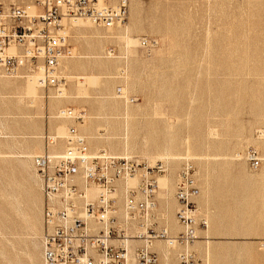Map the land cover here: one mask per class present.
Returning <instances> with one entry per match:
<instances>
[{
	"label": "rangeland",
	"instance_id": "374dc122",
	"mask_svg": "<svg viewBox=\"0 0 264 264\" xmlns=\"http://www.w3.org/2000/svg\"><path fill=\"white\" fill-rule=\"evenodd\" d=\"M118 1L98 4L115 7ZM79 26L86 30L65 23L71 53L59 62L61 91L76 99L57 103L55 89L44 91L34 77L33 83L0 70V79L13 81L0 83L6 94L0 97V264H44L43 196L32 157L48 152L49 135L63 136L73 125L54 117L69 108L84 112L74 125L91 152L167 165L157 179L155 218L161 226H179L172 234L182 231L175 219L176 174L185 159L193 162L198 217L207 223L190 246L196 264H264V0H127L122 24ZM108 29L112 38L91 33ZM144 37L156 44L142 45ZM29 81L33 91L19 99L16 93ZM55 120L64 123L52 128ZM87 136L111 137L113 144L126 138L128 144L92 150ZM55 142L61 151L63 139ZM247 148L261 157L256 169L240 157ZM156 242L161 264H178L181 245L167 249Z\"/></svg>",
	"mask_w": 264,
	"mask_h": 264
},
{
	"label": "built area",
	"instance_id": "2783aa9c",
	"mask_svg": "<svg viewBox=\"0 0 264 264\" xmlns=\"http://www.w3.org/2000/svg\"><path fill=\"white\" fill-rule=\"evenodd\" d=\"M127 17V0L115 7L99 6L97 0H31L24 5L0 4V70L6 75L36 76L37 86L58 91L65 85L59 62L68 50L65 23L88 21L111 27ZM144 46L156 40L142 38ZM61 118L73 125L63 138L64 148L55 154L44 152L32 157L43 196L41 252L44 264H158L155 240L181 245L178 264H196L190 248L197 228L206 227L198 217L195 199L199 195L196 169L185 159L176 174L173 195L175 218L182 231L172 234L155 218L158 177L166 164H147L131 156H116L106 151L91 152L85 137L74 123L84 112L64 110ZM47 141V136H46ZM240 157L251 169L261 164L254 148ZM137 177L125 186L124 196H116L120 183ZM95 189L91 198L89 190ZM133 225L145 229L131 243L127 231Z\"/></svg>",
	"mask_w": 264,
	"mask_h": 264
},
{
	"label": "bare ground",
	"instance_id": "6f19581e",
	"mask_svg": "<svg viewBox=\"0 0 264 264\" xmlns=\"http://www.w3.org/2000/svg\"><path fill=\"white\" fill-rule=\"evenodd\" d=\"M98 3H101L100 2V0H98ZM99 5V4H98ZM100 6V5H99ZM71 24H72V26L73 27H75L76 28V32H81V31H84V30H86V28L85 27H83V26H79V24H80V21H72L71 22ZM76 24V25H75ZM65 30V29H64ZM91 33H93L97 38H100V39H102V38H112L113 37V32H110V29H108V30H105V31H101V30H92V32ZM124 38H126V36L124 37ZM131 40V39H130ZM126 43H128V41L126 40ZM71 53V51L68 49L67 50V53H66V55H64V56H67V55H69ZM63 56V57H64ZM96 57H93V61H96V62H98V60L97 59H95ZM87 59V58H86ZM89 61V60H88ZM98 63H101V65L103 64V65H105V63L104 62H101V61H99ZM62 69H68L69 68V64L68 63H63L62 64ZM91 68V67H90ZM2 77V76H1ZM30 77H34L35 78V85L37 86V83H36V76H30ZM76 78H82L81 76H75ZM2 82H13V81H11V80H8V79H0V83H2ZM62 89V88H61ZM61 89H59L57 92L58 93H56V94H58V96H57V103H59V102H61L63 99H76L77 97H78V95L76 94V93H73L72 91H68V92H62L61 91ZM23 90H24V92L22 93V92H17L16 94L18 95L17 97L19 98V99H21L22 97H23V95L25 94V95H28L29 94V90L27 89V88H23ZM6 94L5 93H3V92H1L0 91V97H2V98H4V96H5ZM127 100H128V98H127ZM70 109V108H69ZM64 110H66V109H60L58 112H57V115L56 116H54L55 118H58V117H63L62 116V113H63V111ZM73 113H75L73 110H71ZM127 114V113H126ZM62 123H64V121H61V120H55V121H53L52 123H51V127L52 128H60L61 127V125H62ZM64 126V125H63ZM84 126V125H83ZM87 129H89V127L88 126H86L85 128H84V131H86ZM212 133V132H211ZM210 133V134H211ZM66 134H67V131H65V133H64V135L63 136H60V135H49V139H50V143H51V146H49V148L47 149L48 150V153H50V154H55V153H58V150H59V148H60V145H56V142H55V139L56 138H64L65 136H66ZM85 137V136H84ZM264 137V136H263ZM87 138H88V143L90 144V146H91V148H92V150H97L98 149V147L99 146H103L104 144H107L109 147H113V145L114 144H116V143H121L122 145H123V147H125V146H127V140H126V138H124V137H122V138H124V140H122V141H116V143H112V138L111 137H103V138H92V137H88L87 136ZM103 141V142H100V141ZM120 140V139H119ZM185 140H187V138L185 139ZM111 141V143H109ZM60 142V141H59ZM186 143V146L188 147V143L187 142H185ZM131 145V144H130ZM46 148V147H45ZM45 148H44V150H45ZM131 148V147H130ZM167 150V149H166ZM165 151V150H164ZM168 151V150H167ZM166 152V151H165ZM187 154V153H186ZM38 155V154H37ZM166 154H164V156L163 157H167V156H165ZM236 155V154H235ZM35 156V155H34ZM185 156H187V155H185ZM161 157V156H160ZM154 158V157H153ZM170 158V157H169ZM166 159V158H165ZM166 169H167V165H166ZM166 171V170H165ZM38 177V176H37ZM38 180H39V178H38ZM136 182H137V177H133V178H131V179H129V180H127L126 182H124V183H120V185H118V187H117V190L115 191V194H116V196L117 197H119V198H122L123 196H124V192H125V186H130V185H134V184H136ZM39 183H40V181H39ZM164 186L167 188V186H166V184H164ZM40 188H41V186H40ZM158 190V189H157ZM166 190V189H165ZM167 191V190H166ZM96 195V190L95 189H90L89 190V196L91 197V198H93L94 196ZM176 219V218H175ZM178 223V222H177ZM179 224V223H178ZM180 225V224H179ZM165 226H166V228L168 229V230H170V232H172V233H176L178 230H179V226H177L175 223H170V222H167L166 221V223H165ZM164 226V227H165ZM182 229V228H181ZM145 232V229L143 228V227H141L140 225H133L128 231H127V236L128 237H130V242L131 243H137V241L138 242H140V240L139 239H136V238H134V237H138L141 233H144ZM208 239V238H207ZM156 241H162V240H155V241H153V243H152V248L154 249V243H159V242H156ZM163 242H165V241H163ZM165 245H166V248L168 249V247H173L175 244H169V243H167V242H165ZM177 245V244H176Z\"/></svg>",
	"mask_w": 264,
	"mask_h": 264
},
{
	"label": "crops",
	"instance_id": "0c3cea01",
	"mask_svg": "<svg viewBox=\"0 0 264 264\" xmlns=\"http://www.w3.org/2000/svg\"><path fill=\"white\" fill-rule=\"evenodd\" d=\"M33 83H34V78L33 77H30L29 78ZM31 81H29V82H27L28 84H27V86L25 87V88H27L28 90H29V94L33 91V89H32V86H31ZM35 84V83H34ZM164 184H166V186H167V183H165L164 182ZM163 184V185H164ZM166 223V222H165ZM164 223V224H165ZM138 242V241H137ZM139 243V242H138ZM161 243H154V248L156 249H158V247H160L161 245H160ZM158 264H161V260H160V258L158 257Z\"/></svg>",
	"mask_w": 264,
	"mask_h": 264
}]
</instances>
